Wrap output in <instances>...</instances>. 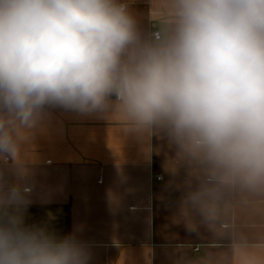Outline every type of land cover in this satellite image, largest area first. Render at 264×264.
Instances as JSON below:
<instances>
[{"label":"clouds","instance_id":"1","mask_svg":"<svg viewBox=\"0 0 264 264\" xmlns=\"http://www.w3.org/2000/svg\"><path fill=\"white\" fill-rule=\"evenodd\" d=\"M142 39L121 0H0V158L17 161L47 108L164 127L215 168L264 183V0H173ZM22 172V169H21ZM29 189H0V264H88L75 235L27 226Z\"/></svg>","mask_w":264,"mask_h":264},{"label":"crops","instance_id":"2","mask_svg":"<svg viewBox=\"0 0 264 264\" xmlns=\"http://www.w3.org/2000/svg\"><path fill=\"white\" fill-rule=\"evenodd\" d=\"M121 2L145 41L171 34L173 0ZM16 184L30 190L25 225L75 235L88 264H264V183L225 175L167 128L134 125L115 97L104 113L47 108L18 160L0 158V189Z\"/></svg>","mask_w":264,"mask_h":264},{"label":"built area","instance_id":"3","mask_svg":"<svg viewBox=\"0 0 264 264\" xmlns=\"http://www.w3.org/2000/svg\"><path fill=\"white\" fill-rule=\"evenodd\" d=\"M150 35L153 37V38H156V39H158V38H160V32L158 31V30H151V33H150ZM152 177H154V178H157V179H161L162 178V175L161 174H155V175H152ZM195 249H198V247H195Z\"/></svg>","mask_w":264,"mask_h":264}]
</instances>
